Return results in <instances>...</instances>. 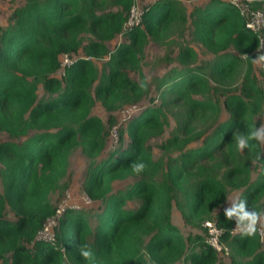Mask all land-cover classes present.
Masks as SVG:
<instances>
[{"label": "trees", "instance_id": "trees-1", "mask_svg": "<svg viewBox=\"0 0 264 264\" xmlns=\"http://www.w3.org/2000/svg\"><path fill=\"white\" fill-rule=\"evenodd\" d=\"M133 4L141 18L125 29ZM250 6L264 14V0ZM246 19L231 0L13 7L0 21V264H264L258 221L249 236L246 219L225 216L241 201L257 219L264 208V69ZM150 43H177L153 81ZM137 106L108 136L116 113ZM257 129L261 138L249 137ZM237 136L248 144L237 149ZM75 149L87 159L90 202L66 205L52 244L36 233L54 213L51 195L67 186ZM137 160L145 168L133 170ZM206 220L221 228L227 256L206 242Z\"/></svg>", "mask_w": 264, "mask_h": 264}, {"label": "rangeland", "instance_id": "rangeland-1", "mask_svg": "<svg viewBox=\"0 0 264 264\" xmlns=\"http://www.w3.org/2000/svg\"><path fill=\"white\" fill-rule=\"evenodd\" d=\"M21 3H22V0H0V21L1 22L5 21L8 14L12 10V8L20 5ZM176 49H177V43L175 44L169 43L168 46H164V47L163 46L157 47L156 45L154 46V44L152 43L148 44L146 51H145L146 53V56H145L146 65L145 66L148 72L149 79L151 81L154 80V74L156 70L159 68V66H161V64L164 63V56L168 52H171V54L174 53V50L176 51ZM198 51L199 53H202V50L200 48H198ZM127 109L116 113V124L108 128V136L113 135L117 137V134H116L117 128L125 126L128 116L134 114L135 111L138 109V106L137 108H134L132 111L130 109H128L127 111ZM94 112L96 114L101 115L102 117H105L104 109L100 106L98 102L95 104ZM161 140H162V136H159V137L153 138L150 141L151 145L153 146L154 151L157 152L156 145ZM113 146H115V141L111 142L109 139L108 144H107L108 150L112 149ZM86 165H87V159L81 154L80 149H75L69 156L67 176H66L67 186L64 188L63 191L57 190L55 193L51 195L53 204L56 205L59 202H61L63 199H67L66 193L69 194L68 204H70L71 206L79 208L81 207V204H85L84 202L89 201L86 198L87 196L84 194L82 187H81V182L83 179L84 171L86 169ZM126 183L127 182H117L115 184V188H122L126 185ZM237 195H238L237 191H232L228 196V200H231L232 198H236ZM263 205H264V199H263ZM95 206H96V203H94L93 207H91L89 211L92 222L95 221V217H93ZM257 221L259 223V226H261L262 228V225L264 223V208L262 209ZM225 259L226 261L228 260L227 257Z\"/></svg>", "mask_w": 264, "mask_h": 264}, {"label": "built area", "instance_id": "built-area-1", "mask_svg": "<svg viewBox=\"0 0 264 264\" xmlns=\"http://www.w3.org/2000/svg\"><path fill=\"white\" fill-rule=\"evenodd\" d=\"M231 3L236 5L241 13H245L247 16L245 25L250 28L258 36V48L257 55L260 60V66L264 69V59L260 57L264 55V14L262 10L252 8L250 6V0H231ZM141 10L138 8L137 4H133L130 8L129 15L124 23V28L127 29L133 24H136L140 21ZM71 62V57L67 54L63 56L62 64H68ZM67 194V199H63L61 202L56 204L54 213L49 216L42 227L37 231L36 238L43 239L49 243H54L55 231L57 229L58 219L63 213L66 205L68 204L69 194ZM87 198V197H86ZM88 199V198H87ZM89 200V199H88ZM203 226L206 230V242L215 250L219 251L223 255L228 254L227 246L221 241L222 230L219 228L215 222L211 220H206L203 223ZM242 226L236 225L232 227L230 232H237L241 230ZM259 237L262 239L264 237V231L261 227L257 229ZM58 248L62 250L60 245H57Z\"/></svg>", "mask_w": 264, "mask_h": 264}, {"label": "clouds", "instance_id": "clouds-1", "mask_svg": "<svg viewBox=\"0 0 264 264\" xmlns=\"http://www.w3.org/2000/svg\"><path fill=\"white\" fill-rule=\"evenodd\" d=\"M261 59H264V55L260 57ZM262 135L261 129H257L254 132L249 133V137L256 136L257 139H260ZM248 144V139L244 138L242 136L236 137V148L239 149L243 146ZM145 162L143 160H137L136 163L132 165L133 170H139L142 168H145ZM233 213H235L238 217V223L241 221H245L246 219V226L242 230V234L246 233L247 235H252V233L255 231V224L257 220V212L255 210L249 212L244 210L243 202L234 204L232 207L225 209V216H231ZM91 248L87 245H83L80 248L81 255L84 257H89L91 255Z\"/></svg>", "mask_w": 264, "mask_h": 264}, {"label": "crops", "instance_id": "crops-1", "mask_svg": "<svg viewBox=\"0 0 264 264\" xmlns=\"http://www.w3.org/2000/svg\"><path fill=\"white\" fill-rule=\"evenodd\" d=\"M224 256H227V255H224Z\"/></svg>", "mask_w": 264, "mask_h": 264}]
</instances>
